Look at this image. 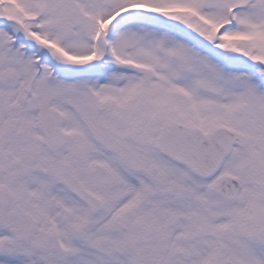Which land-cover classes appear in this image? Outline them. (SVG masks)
I'll use <instances>...</instances> for the list:
<instances>
[{
    "label": "snow or ice",
    "instance_id": "snow-or-ice-1",
    "mask_svg": "<svg viewBox=\"0 0 264 264\" xmlns=\"http://www.w3.org/2000/svg\"><path fill=\"white\" fill-rule=\"evenodd\" d=\"M0 264H264V0H0Z\"/></svg>",
    "mask_w": 264,
    "mask_h": 264
}]
</instances>
